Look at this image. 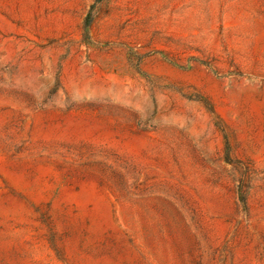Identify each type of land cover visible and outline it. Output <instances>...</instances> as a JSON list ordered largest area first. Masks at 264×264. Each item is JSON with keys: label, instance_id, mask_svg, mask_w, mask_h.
<instances>
[{"label": "rangeland", "instance_id": "1", "mask_svg": "<svg viewBox=\"0 0 264 264\" xmlns=\"http://www.w3.org/2000/svg\"><path fill=\"white\" fill-rule=\"evenodd\" d=\"M0 264H264V0H0Z\"/></svg>", "mask_w": 264, "mask_h": 264}, {"label": "trees", "instance_id": "2", "mask_svg": "<svg viewBox=\"0 0 264 264\" xmlns=\"http://www.w3.org/2000/svg\"><path fill=\"white\" fill-rule=\"evenodd\" d=\"M240 200H241L242 204L244 206H246V198H245V196L243 194L241 195Z\"/></svg>", "mask_w": 264, "mask_h": 264}]
</instances>
